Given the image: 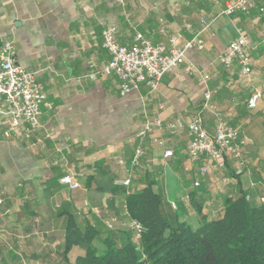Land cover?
<instances>
[{
    "label": "crops",
    "instance_id": "0c3cea01",
    "mask_svg": "<svg viewBox=\"0 0 264 264\" xmlns=\"http://www.w3.org/2000/svg\"><path fill=\"white\" fill-rule=\"evenodd\" d=\"M252 5L249 15L227 16L224 0H0V44H14L17 63L35 73L46 96L30 140L0 135V264H74L85 250L73 246L64 262L70 220L81 233L88 227L98 233L93 246L99 250L108 236L119 247L138 243L125 201L147 186L174 203L192 228L199 225L189 201L196 189L208 221L240 193L255 203L264 198V27L257 14L264 0ZM109 27L121 45L140 33L165 46L171 37L177 47L197 38L202 48L186 51L181 65L154 87L142 84L122 97L115 77L91 76L108 62L101 35ZM239 31L250 42L249 76L236 64L223 70L219 62ZM206 90L244 142L239 174L231 159L223 170L207 159L190 164L185 129L166 128L176 120L188 123ZM255 91L261 98L248 109ZM155 119L162 127L145 135V159L132 170L136 136ZM213 123L205 114L208 133ZM166 149L172 158H163ZM64 175L78 188L59 185ZM126 179L128 186L121 184Z\"/></svg>",
    "mask_w": 264,
    "mask_h": 264
},
{
    "label": "built area",
    "instance_id": "2783aa9c",
    "mask_svg": "<svg viewBox=\"0 0 264 264\" xmlns=\"http://www.w3.org/2000/svg\"><path fill=\"white\" fill-rule=\"evenodd\" d=\"M224 14L233 16L236 13L249 15L253 5L252 0H224ZM258 17L264 27V5L257 7ZM116 30L113 27L102 31V48L109 59L104 68L95 73V76H113L118 80L120 96H126L131 90L142 84L154 87L161 78L175 70L185 60V53L193 47L202 48V41L193 38L186 41L182 47L175 45L173 37L168 39V46L152 44L142 34L136 33L128 45L117 42ZM249 38L242 32L232 40L227 49L219 55V62L223 70H229L233 64L237 65L239 73L249 76L252 72L251 61L248 53ZM191 70L188 67L186 71ZM204 80L208 77L204 76ZM261 98V93L255 91L247 100L246 107L254 109ZM46 100L42 86L36 81L35 73L18 64L15 58L14 44L5 41L0 44V135L10 139L20 134L25 140H30L40 126L39 118L41 108ZM213 116V133H208L204 128V115ZM162 122L155 119L146 122L142 131L137 134L138 145L134 149L130 161L132 170L138 169L145 159L142 141L145 135L153 129L161 128ZM169 130L185 129L188 138L186 156L190 164L201 159L211 161L219 170L226 167L227 159L234 161L239 174L243 168L242 147L243 140L239 130L223 119L212 101V93L206 90L202 95L200 108L194 113L191 120L184 124L176 120L166 123ZM162 145L161 141H157ZM173 157V151L166 149L163 158ZM122 164V161H119ZM207 168H200V173H206ZM225 182V181H223ZM58 184L70 189L78 188L72 177L64 175L58 179ZM128 186L130 179L122 181ZM198 186V182L193 184ZM264 202V198H260ZM173 210L176 205L171 203ZM130 228L137 239L145 233V228L136 220H132Z\"/></svg>",
    "mask_w": 264,
    "mask_h": 264
},
{
    "label": "trees",
    "instance_id": "16d2710c",
    "mask_svg": "<svg viewBox=\"0 0 264 264\" xmlns=\"http://www.w3.org/2000/svg\"><path fill=\"white\" fill-rule=\"evenodd\" d=\"M196 189L189 195L199 225L192 228L180 220L161 194L150 186L128 195L125 208L145 233L138 243L119 247L111 236L102 250L93 246L97 232H79L72 220L65 233L63 260L73 246L85 250L74 264H264V202H253L246 193L226 199L222 214L208 221L202 214L203 200Z\"/></svg>",
    "mask_w": 264,
    "mask_h": 264
}]
</instances>
